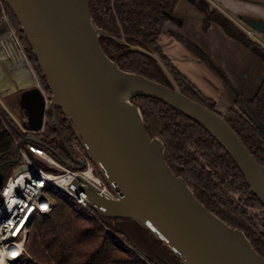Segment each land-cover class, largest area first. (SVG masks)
Returning a JSON list of instances; mask_svg holds the SVG:
<instances>
[{
    "label": "water",
    "instance_id": "95a60500",
    "mask_svg": "<svg viewBox=\"0 0 264 264\" xmlns=\"http://www.w3.org/2000/svg\"><path fill=\"white\" fill-rule=\"evenodd\" d=\"M6 3L18 18L52 90L49 98L39 86L23 90V128L40 133L47 108L54 113L62 109L117 199L107 197L82 176L73 181L71 189L84 192L91 207L104 217L138 221L183 264H264V257L246 235L206 209L186 180L174 174L163 142L147 134L142 112L132 101L149 96L199 122L228 149L264 206V165L256 161L224 117L186 96L159 56L124 38H112L154 58L174 88L120 69L103 51L100 36H110L94 23L90 0ZM250 26L264 34V23L254 21ZM245 44L250 46L248 41ZM26 140L18 144V150ZM21 158L20 154L15 162ZM75 162L80 166L65 165L85 169L82 161ZM27 170L22 165L16 175Z\"/></svg>",
    "mask_w": 264,
    "mask_h": 264
},
{
    "label": "trees",
    "instance_id": "16d2710c",
    "mask_svg": "<svg viewBox=\"0 0 264 264\" xmlns=\"http://www.w3.org/2000/svg\"><path fill=\"white\" fill-rule=\"evenodd\" d=\"M190 1L205 16L206 29L214 23L231 38L250 42L248 47L264 62V46L249 38L240 26L212 8L206 0ZM2 2L20 44L35 66L36 73L41 76L44 88L52 94L47 76L18 18L6 0ZM179 2L90 0L94 23L110 36H100L104 53L124 71L174 88L154 58L133 51L113 39L124 38L130 45L159 56L182 92L223 116L256 161L264 165V81L253 99L241 98L235 108L225 115L219 113L216 102L207 99L197 86L177 71L161 49L160 37L167 24L180 20L176 15ZM174 38L219 77L226 79L210 57L189 40L180 34H174ZM132 103L142 112L147 134L163 142L167 164L174 174L186 180L206 209L216 214L226 225L242 231L255 251L264 257V206L251 192L247 178L228 149L199 122L166 103L149 96L135 97ZM45 121L40 133L23 131L11 113L0 104V188L7 185L20 155L18 144L25 138L27 140L21 149H26L27 144L32 143L49 152L59 162L77 166L74 144L80 140L64 111L59 108L55 113L49 111ZM97 172L101 174L98 168ZM51 194L55 198L53 211L49 216L35 221V231L27 248L34 262L29 260L27 264H183L164 242L138 221L104 217L96 211V216H93L59 189H53Z\"/></svg>",
    "mask_w": 264,
    "mask_h": 264
},
{
    "label": "crops",
    "instance_id": "0c3cea01",
    "mask_svg": "<svg viewBox=\"0 0 264 264\" xmlns=\"http://www.w3.org/2000/svg\"><path fill=\"white\" fill-rule=\"evenodd\" d=\"M206 1L240 26L254 41L264 46L261 39L264 34L250 26V22L254 21L264 23V0ZM176 9L180 20L167 24L160 37V46L177 71L197 86L207 99L215 101L217 111H222L223 115L235 108L239 99H253L264 81L262 59L253 54L244 42L228 36L217 24L211 23L206 29L205 16L190 0H180ZM174 34H180L210 57L226 79L223 80L192 54L174 38Z\"/></svg>",
    "mask_w": 264,
    "mask_h": 264
},
{
    "label": "built area",
    "instance_id": "2783aa9c",
    "mask_svg": "<svg viewBox=\"0 0 264 264\" xmlns=\"http://www.w3.org/2000/svg\"><path fill=\"white\" fill-rule=\"evenodd\" d=\"M0 14H2L1 19L3 18L8 22L9 30L13 33L25 59L28 60L24 48L20 45L16 31L12 28L9 18L5 14L2 0H0ZM27 147L36 156L46 159L55 167H59L62 172L56 174L37 167L27 151L20 148V153H22V159L24 160V163L22 162L20 165H27L29 170L17 176L16 172L18 169H16L15 174L9 179L1 193L0 264H22L30 257L27 249L31 232L29 229L30 225L34 220L43 219L53 211L55 204V198L51 194L53 189H59L65 193L75 200L87 213L93 216H96V213L91 207L87 195L84 192L77 193L71 189L73 181L78 176H82L87 181L92 182L107 197L114 200L117 199L113 186L103 178L101 169L93 164L85 151L86 145L84 142L80 141L75 145L77 159L82 161L85 167L83 171L72 169L61 162L55 161L43 148L40 149L32 143L27 144ZM97 168L101 173L99 175L96 174ZM89 171L96 176V179L93 180L86 177ZM66 175L71 176L69 180L70 184L67 185L68 190L62 189L57 183L59 177ZM12 181L13 183H11ZM31 216L32 218H30Z\"/></svg>",
    "mask_w": 264,
    "mask_h": 264
},
{
    "label": "bare ground",
    "instance_id": "6f19581e",
    "mask_svg": "<svg viewBox=\"0 0 264 264\" xmlns=\"http://www.w3.org/2000/svg\"><path fill=\"white\" fill-rule=\"evenodd\" d=\"M31 87H38L36 75L17 45L13 33L9 30L8 22L2 18L0 20V92L9 95L15 93L17 89ZM86 177L96 179L91 171L86 174ZM70 178L71 176L68 175L61 176L57 183L62 189L68 190Z\"/></svg>",
    "mask_w": 264,
    "mask_h": 264
},
{
    "label": "rangeland",
    "instance_id": "374dc122",
    "mask_svg": "<svg viewBox=\"0 0 264 264\" xmlns=\"http://www.w3.org/2000/svg\"><path fill=\"white\" fill-rule=\"evenodd\" d=\"M1 16H2V14H0V20H1ZM244 23V22H243ZM246 25H247V23H246ZM17 35V34H16ZM250 37V36H249ZM251 38V37H250ZM262 39V41L264 42V38H261ZM19 40V39H18ZM262 42V43H263ZM264 44V43H263ZM21 45V44H20ZM246 45V44H245ZM247 46V45H246ZM23 48V47H22ZM27 59L29 60V58H28V56H27ZM29 65H30V67H32V70H33V72H34V74L36 75V78H37V80H38V86L39 87H41L42 88V90L45 92V94H46V97L47 98H49L52 94H50L49 93V91H47L45 88H44V85H43V81H42V79H41V76L40 75H38L37 73H36V71H35V66L32 64V62H31V60H29ZM32 88V87H31ZM24 89H28V88H24ZM24 89H17L16 90V92L15 93H10L9 95H4V94H2L1 92H0V104H1V106L2 107H4L6 110H8L10 113H11V115H12V117L14 118V120L16 121V122H18L19 124H20V126L22 127V129H23V131H26V129H24L23 128V125H24V120H25V114H24V112H23V110H22V108L20 107V96H21V94L23 93V90ZM49 101H48V105H49ZM216 106H217V104H216ZM217 109V108H216ZM50 110H49V107L47 108V113L49 112ZM219 112V111H218ZM219 113H223L222 111L221 112H219ZM223 115V114H222ZM21 143V142H20ZM76 144H78V143H76ZM76 144H74V150H75V145ZM20 148H22V145H21V147ZM22 150H25V151H27V153L30 155V157H31V159H32V161H33V163L37 166V167H39V168H44L45 170H48L49 172H53V173H58L59 172V170H61L59 167H55V166H53V165H51L46 159H44V158H40V157H38V156H34V154H31V153H29V149H28V147L26 146V149H22ZM76 151V150H75ZM19 153H20V150H19ZM48 153V155L52 158V159H54L55 161H58V160H56L55 158H54V156H52L49 152H47ZM76 153H77V151H76ZM21 155H22V153H20ZM24 163V160L21 158V161L19 162V163H17V165H16V167L14 168V170H13V173H12V175H11V177L15 174V170L16 169H18V167L20 166H22V165H20L21 163ZM59 162V161H58ZM58 171V172H57ZM61 172H62V170H61ZM96 174L97 175H99V172H96ZM11 177L9 178V179H11ZM6 186V185H5ZM4 186V187H5ZM3 187V188H4ZM3 188H0V205H1V203H2V196H1V193H2V190H3ZM36 220H38V219H36ZM36 220H34L32 223H31V225H30V230H31V232H30V235H29V240H28V244H29V242H30V238H31V236L33 235V233H34V231H35V226H36V223L37 222H35ZM28 244H27V246H28ZM29 254V253H28ZM30 255V254H29ZM29 260L30 261H33V259L31 258V256L28 258V259H26L22 264H27L28 262H29ZM34 262V261H33Z\"/></svg>",
    "mask_w": 264,
    "mask_h": 264
},
{
    "label": "flooded vegetation",
    "instance_id": "af4514ba",
    "mask_svg": "<svg viewBox=\"0 0 264 264\" xmlns=\"http://www.w3.org/2000/svg\"><path fill=\"white\" fill-rule=\"evenodd\" d=\"M248 35V34H247ZM250 38V37H249ZM252 39V38H251ZM253 40V39H252Z\"/></svg>",
    "mask_w": 264,
    "mask_h": 264
}]
</instances>
